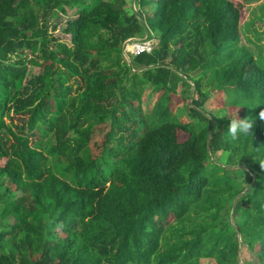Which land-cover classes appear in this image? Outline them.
<instances>
[{"label":"trees","instance_id":"trees-1","mask_svg":"<svg viewBox=\"0 0 264 264\" xmlns=\"http://www.w3.org/2000/svg\"><path fill=\"white\" fill-rule=\"evenodd\" d=\"M253 1L0 0V264H249L241 243L264 264V67L238 51ZM144 29L157 43L129 67ZM208 73L246 133L204 113Z\"/></svg>","mask_w":264,"mask_h":264},{"label":"rangeland","instance_id":"rangeland-1","mask_svg":"<svg viewBox=\"0 0 264 264\" xmlns=\"http://www.w3.org/2000/svg\"><path fill=\"white\" fill-rule=\"evenodd\" d=\"M234 2H240L241 0H233ZM129 5L133 7L132 0H128ZM240 30H241V36H240V45L238 46V51L241 49V47L248 48L250 51H252L255 59L257 60V63L264 67V0H256L250 3H244L241 9L240 14ZM63 20V19H62ZM60 24H62L59 21ZM56 34L61 35L60 30L56 31ZM142 37L137 38H145L148 35H152L150 31H146L144 29L142 33ZM63 38L67 39V36L62 35ZM157 41H155L156 45ZM133 54H129L131 57ZM204 84L201 85L203 91L207 93V99L203 105V111L208 116L209 114H212L214 116H222L228 118L230 121L238 120L241 117V95H238V92H236L232 87L224 86L220 87L218 85H215L214 82L211 81V76L208 73L204 80ZM211 82V83H209ZM158 92L151 90L150 87H146L142 93L141 96V104L142 109L144 112L149 111V109L152 107L154 101L156 100ZM171 107L172 110L175 111L178 109V107L182 106L181 109L187 110V106L189 104V99L187 100L181 93V87L179 86L177 88L176 93L171 94ZM136 104V101L134 102ZM185 105V107H184ZM179 119L181 121H188L189 118L186 115V113H179L178 112ZM180 139H183L185 137L184 134H179ZM100 139H102L101 136H96L92 139L90 146L93 149L92 153L96 154L98 148H96L97 144L100 142ZM229 152L225 151H217L213 154L212 159L218 163L221 167L224 168H244L247 171L251 169V165L249 162L244 161V155L241 150H238L234 154V159L238 164L230 165L229 162H227L228 154ZM1 163V162H0ZM240 164V165H239ZM215 173L220 174V172L217 170ZM238 179L237 181L243 180L245 178V172L239 171L238 172ZM237 184H232V190L236 188ZM209 187H214L210 185ZM246 189V188H245ZM244 189V190H245ZM221 196V194H220ZM239 196L237 194L235 198L232 201V208L234 206L235 199ZM249 203H251L249 201ZM245 208H249V206L245 205ZM232 212V211H231ZM231 214V213H230ZM238 221L237 218L235 220ZM250 223L243 224L242 225V235L244 234V229L247 231L251 230ZM238 240H240V236L238 234ZM256 248V247H255ZM239 256H243L244 259L249 261V264H259L256 260V258L246 249L244 244L241 243V250L239 252ZM203 262V260H201ZM209 264H214L213 261H210ZM240 264L242 262L240 261Z\"/></svg>","mask_w":264,"mask_h":264},{"label":"built area","instance_id":"built-area-1","mask_svg":"<svg viewBox=\"0 0 264 264\" xmlns=\"http://www.w3.org/2000/svg\"><path fill=\"white\" fill-rule=\"evenodd\" d=\"M154 38H129L124 41V50L129 55L130 53L133 55L140 54L142 52H150L155 44Z\"/></svg>","mask_w":264,"mask_h":264},{"label":"clouds","instance_id":"clouds-1","mask_svg":"<svg viewBox=\"0 0 264 264\" xmlns=\"http://www.w3.org/2000/svg\"><path fill=\"white\" fill-rule=\"evenodd\" d=\"M264 118V113L261 114ZM252 127L248 121L233 120L229 126L230 134L235 138L238 133H246Z\"/></svg>","mask_w":264,"mask_h":264},{"label":"water","instance_id":"water-1","mask_svg":"<svg viewBox=\"0 0 264 264\" xmlns=\"http://www.w3.org/2000/svg\"><path fill=\"white\" fill-rule=\"evenodd\" d=\"M133 1V0H132ZM142 19V18H141ZM134 38H137V37H134ZM122 54L123 56L125 57L127 63H128V66L129 67H132V63H131V59H130V56L125 52L124 50V43L122 45ZM142 69V68H141ZM141 69H138V70H141ZM133 71H136L135 69H132Z\"/></svg>","mask_w":264,"mask_h":264}]
</instances>
